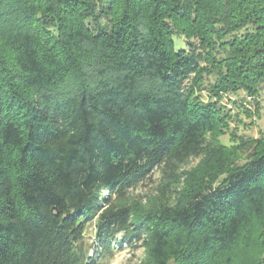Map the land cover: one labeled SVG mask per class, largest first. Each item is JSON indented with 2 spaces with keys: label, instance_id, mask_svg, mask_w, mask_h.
Masks as SVG:
<instances>
[{
  "label": "trees",
  "instance_id": "trees-1",
  "mask_svg": "<svg viewBox=\"0 0 264 264\" xmlns=\"http://www.w3.org/2000/svg\"><path fill=\"white\" fill-rule=\"evenodd\" d=\"M262 98L264 0H0V264H264Z\"/></svg>",
  "mask_w": 264,
  "mask_h": 264
},
{
  "label": "rangeland",
  "instance_id": "rangeland-1",
  "mask_svg": "<svg viewBox=\"0 0 264 264\" xmlns=\"http://www.w3.org/2000/svg\"><path fill=\"white\" fill-rule=\"evenodd\" d=\"M261 108L259 110V113L257 115H254L252 119H248L245 116H242L239 118L241 121H243L242 125H236L237 128V135L238 136H245V137H253L256 138L260 135H264V98L261 99ZM253 111V108H252ZM235 127L234 125L231 126V128ZM230 136L226 135L221 139V143L230 146L233 145L234 142L232 140H229ZM245 154H242L240 156L241 160L245 159ZM198 163V160H192L188 166V168L195 166ZM159 178V174L153 175V182L157 183ZM147 184V186H141L139 189L135 190L133 192L134 195L142 196L144 194L150 193L152 191L151 186H155V184L152 185ZM93 229L89 230L87 235H92ZM143 258L142 250H138L134 253H132L129 249L124 250L123 252H116L114 257L110 259L107 264H136L139 260Z\"/></svg>",
  "mask_w": 264,
  "mask_h": 264
}]
</instances>
